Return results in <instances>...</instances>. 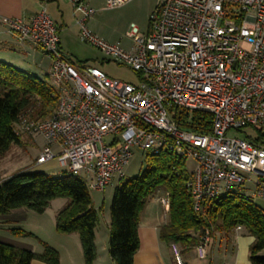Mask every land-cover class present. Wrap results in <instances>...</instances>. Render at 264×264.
<instances>
[{
    "label": "built area",
    "instance_id": "2783aa9c",
    "mask_svg": "<svg viewBox=\"0 0 264 264\" xmlns=\"http://www.w3.org/2000/svg\"><path fill=\"white\" fill-rule=\"evenodd\" d=\"M69 1L78 39L136 78H111L92 64L69 61L45 9L28 23L2 17L19 41L32 42L50 59L47 80L56 106L45 118L24 116L19 123L20 132L44 140L36 163L57 157L68 172L82 173L89 189L103 190L124 176L133 147L169 150L196 163L185 182L194 209L232 192L264 200V145L251 142L250 133L227 135L246 127L264 134V0H156L144 31L128 27V47L90 30L96 10L88 0ZM130 1L106 0L105 8ZM181 111L208 113L209 129L187 128L190 117ZM157 199L167 213V192ZM205 233L195 247L201 258L210 241ZM170 246L182 264L180 247Z\"/></svg>",
    "mask_w": 264,
    "mask_h": 264
},
{
    "label": "trees",
    "instance_id": "16d2710c",
    "mask_svg": "<svg viewBox=\"0 0 264 264\" xmlns=\"http://www.w3.org/2000/svg\"><path fill=\"white\" fill-rule=\"evenodd\" d=\"M56 101L57 94L47 77L39 78L0 61V158L11 145L22 142L21 118H45L54 110ZM180 115L190 117L186 127L191 130L205 132L209 129L208 113L181 111ZM263 135L244 136L257 145H263ZM185 159L169 150H161L157 154L147 152L142 172L114 189L108 223V251L114 264H133V255L139 247V213L158 187H162L169 196L166 221L159 229L162 240L176 243L182 252L196 247L205 231L212 238L226 237L232 229L242 226L253 236L248 248L250 264H264V255L260 253L264 249V209L243 192L209 199L202 203L201 209H194L193 199L185 187L190 175L185 168ZM59 197L67 201L56 213V231L76 233L84 263L92 264L98 213L92 205L87 183L79 175L67 170L56 176L17 171L0 183V214L21 207L42 213L52 199ZM10 231L15 235L35 237L20 228H11ZM40 242L43 250L36 253L0 241V264H30L34 259L58 264L57 250L44 241ZM182 264L188 263L183 261Z\"/></svg>",
    "mask_w": 264,
    "mask_h": 264
},
{
    "label": "crops",
    "instance_id": "0c3cea01",
    "mask_svg": "<svg viewBox=\"0 0 264 264\" xmlns=\"http://www.w3.org/2000/svg\"><path fill=\"white\" fill-rule=\"evenodd\" d=\"M88 3L95 8L94 15L102 10L97 0H88ZM41 9L46 10L58 27L59 45L68 60L74 64L88 63L87 59L74 61L70 58L72 54L69 44L78 39V26L74 21L69 0H0V61L34 74L37 71H34L33 67L29 68V61H33L31 57L39 58L34 62L35 68L47 77L50 59L45 52L28 40L19 41L1 21L2 17H11L28 23ZM93 16L89 19L88 26ZM89 28L93 32L92 28ZM23 136L21 135L23 142L33 140L30 137L23 139ZM31 136L35 137L33 140L35 144L38 137L42 140L41 146L44 144L41 135ZM157 198L153 199V196L149 198L139 213L137 228L139 247L133 255V264H177L173 257L171 243L162 240L159 235L160 226L166 221V213ZM66 201L67 199H52L42 213L21 207L12 209L6 214H0V241L40 253L43 250L41 240L57 250L58 264H85L78 235L60 233L55 228L56 213ZM106 225L102 233L95 230V258L92 264H114L108 251L109 234L108 224ZM11 228L29 231L35 237L15 235L10 231ZM252 241L253 236L247 233L242 226H237L226 237H210L203 258L198 256L195 247L181 253L183 261L188 264H250L248 248ZM260 253L264 255V249ZM30 264L47 263L34 259Z\"/></svg>",
    "mask_w": 264,
    "mask_h": 264
},
{
    "label": "rangeland",
    "instance_id": "374dc122",
    "mask_svg": "<svg viewBox=\"0 0 264 264\" xmlns=\"http://www.w3.org/2000/svg\"><path fill=\"white\" fill-rule=\"evenodd\" d=\"M104 2L105 0H97L98 6H100L102 10L93 16L88 27H91L93 32L97 35H100L111 42L118 41L120 45L128 47L131 42L130 38L126 35L128 27L131 23H134L139 27L140 31H144L147 27L148 14L152 10L154 6L153 4L156 0H132L121 6L108 9L105 8ZM69 48L70 53L72 54L70 56L72 60L84 61L87 59L89 64L101 69L108 77L124 81H134L136 78L132 69L114 61L98 49L82 43L78 39L72 41L69 44ZM30 59L33 61H29V68L33 67L34 71H37L34 74L39 78L44 79L46 76L41 73V71L39 72L38 68H35L34 65V62H36L37 59L39 60V58L34 59L31 57ZM26 72L30 73V71L27 70ZM246 133H250L252 136L255 134L251 128L246 127L239 130H229L227 135L244 137ZM21 135L25 136H23V139L30 137V139L34 140L35 138L23 132ZM33 140H28L27 142L21 140L22 142L20 144L11 145L7 152H5L0 158V183L4 182L17 171L44 172L50 176H56L61 174L62 171H66V167L59 164L57 157L49 159L43 163H36L35 159L41 150L42 140L38 137L36 144ZM261 140L264 145V135ZM145 164V153L138 147H133L132 156L123 169L124 176L122 178H112L103 190L89 189L92 205L98 213V223L95 227L97 232L99 231V233H102L107 226L106 224L109 223V208L114 189L124 180L139 175L144 169ZM195 165L196 163L192 158L189 157L185 159V168L187 172H192ZM79 176L85 182L88 181L82 173H80ZM164 192L165 191L162 187H158L153 194V199H156ZM55 199L66 198L59 197ZM251 199L256 205L264 207V200L261 198L253 196Z\"/></svg>",
    "mask_w": 264,
    "mask_h": 264
}]
</instances>
